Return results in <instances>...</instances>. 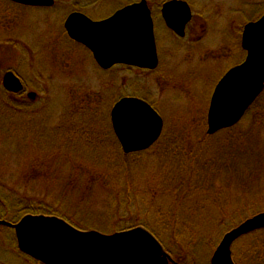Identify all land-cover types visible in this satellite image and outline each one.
I'll return each mask as SVG.
<instances>
[{
	"label": "rangeland",
	"instance_id": "rangeland-1",
	"mask_svg": "<svg viewBox=\"0 0 264 264\" xmlns=\"http://www.w3.org/2000/svg\"><path fill=\"white\" fill-rule=\"evenodd\" d=\"M58 1L55 8L41 11L17 7L6 0H0V220L12 224L19 221L15 219L19 209L14 203L10 205L9 195L17 199L25 198V202L33 198L35 202H27L33 208L46 200L52 205V199L67 197L70 205L62 202L63 211L67 207L66 211L76 214L80 208H88L91 210L89 213L95 216L92 219L85 214L74 218L69 216L81 222L99 221V216L106 214L111 207L113 213L117 212L119 202L117 200L110 206V194L113 190L120 191L123 182H117L114 175H109L102 179L108 185H95L86 192L78 187L86 181V173H79L84 162L77 159L80 156L77 150L81 148H72L69 155L63 149V138L66 135L70 137L68 142H74V146L80 142L81 137L75 134L77 137H73L71 129L67 132L66 128H73L76 124L80 126L82 123V113L76 118L72 106L82 108L84 100L96 104L95 109L98 110L94 116L97 120H92L93 128L83 137L87 141V148H90V151H83L81 155L88 158L85 162L92 159L103 161L105 151L112 150L114 132L109 115L119 98L127 96L149 101L160 113L165 124L162 138L158 142L161 147L171 144L176 153L179 149L196 150L194 153L200 156V143L207 132V110L213 91L228 68L245 60L246 53L239 46L240 30L246 23L264 14V0H186L192 6L194 23L198 26L192 39L202 38L200 41L194 40L199 44L192 47L189 45L192 39H176L162 23L159 7L169 0H148L153 11L158 47L162 52L161 67L154 73L131 71L125 66H116L107 71L100 68L83 47L63 34V23L73 2ZM81 1L83 4L92 3L95 8L102 4L98 13L100 17L110 14L109 8L122 2L108 0L105 2L108 4L106 8L100 0ZM201 24L205 28L201 29ZM7 71L16 73L39 97L33 101L21 98L14 106L2 86L1 79ZM23 104H31L30 111H20L19 106ZM252 123L253 117L250 116L238 129L248 133ZM23 127L25 129L22 131ZM224 134L206 139L208 149L205 152L208 155L215 152L218 142L224 143L228 139ZM98 135H101L100 140ZM257 138L262 142L261 136ZM257 138H249V145L258 141ZM158 154L157 151L148 154L151 155L149 169L145 167L148 172L136 186L139 192L146 193L140 196L143 201L120 207L122 211L119 217L114 216L109 221L106 217L101 218L102 223L111 221L110 226L114 225L113 228L119 232L131 227L132 221L142 226L148 225L147 229L157 232L159 239L174 256L183 257L188 264H209L223 236L230 231H226L224 224L227 221L226 213L222 214L217 209L208 211L209 208L201 211L197 208L178 210L186 227L175 230L180 240L174 241L175 235L169 226L171 223L167 209L173 204L175 194L165 192L154 196L147 193L149 183H154V178H158L153 176L156 172L152 171V168L158 166ZM200 159L202 161L207 158L202 154ZM88 166L100 167L91 162ZM29 169H32L34 184L31 192L26 194L22 182L31 181L30 171L27 174ZM257 174L255 181L261 180L264 184V172ZM69 176L71 179L77 177L78 184L73 185L75 190L66 188ZM208 176L213 175L208 173ZM197 180L207 181V176L203 173L195 174L193 181ZM221 182L216 183L222 184L226 193L231 194L232 186ZM238 188L232 192L234 197L242 191ZM156 189L152 191L158 193ZM86 193H89V199H84ZM196 194L203 201L204 192ZM153 200L155 206L149 209ZM250 202L253 204L249 203V207L236 208L237 215H242L236 220L235 227L264 212V188L259 195L250 197ZM47 206L49 204L45 203L44 207ZM57 211L61 212L59 206ZM187 213H194L195 216ZM0 227V264H30L18 255L12 229ZM233 254L236 264H264V230L256 231L234 243Z\"/></svg>",
	"mask_w": 264,
	"mask_h": 264
},
{
	"label": "water",
	"instance_id": "water-1",
	"mask_svg": "<svg viewBox=\"0 0 264 264\" xmlns=\"http://www.w3.org/2000/svg\"><path fill=\"white\" fill-rule=\"evenodd\" d=\"M31 6H51L54 0H13ZM187 2L172 0L162 10L166 25L185 36L192 18ZM146 0L117 11L109 19L92 21L71 14L65 23L69 37L84 45L97 65L110 70L118 65L154 70L158 54L154 21ZM245 60L218 82L207 114V134L236 127L264 92V14L243 26ZM4 88L14 94L24 89L13 72L5 74ZM114 136L123 153L149 150L163 133L164 120L155 108L138 97H124L110 113ZM15 231L19 250L41 264H167L169 255L146 228L136 227L113 234L81 231L56 216L26 215L18 223L0 220ZM264 230V212L246 219L225 233L211 264H235L233 243L247 234Z\"/></svg>",
	"mask_w": 264,
	"mask_h": 264
},
{
	"label": "trees",
	"instance_id": "trees-1",
	"mask_svg": "<svg viewBox=\"0 0 264 264\" xmlns=\"http://www.w3.org/2000/svg\"><path fill=\"white\" fill-rule=\"evenodd\" d=\"M250 22V21H249ZM120 97L119 99H121ZM117 99V100H119ZM116 100V101H117ZM115 101V102H116ZM96 103V101H94ZM114 102V103H115ZM81 105V104H80ZM95 105L91 103V101L84 100L82 102V108H78V106L74 105L72 106L73 113L75 114L76 118H79V116L82 113V120L79 124H76L73 128L67 127L66 130L68 132V129H71V135L75 134L80 136V142L77 146H74V142H68L70 137L63 138V146L66 150V154L69 155L71 153L72 148H81L78 149V155L77 159H81L82 162L80 166V172L86 173V181H83L84 184H79L78 187L82 188L86 192L88 190H92L95 185L102 184L104 186L108 185L107 182H103V178L109 175H114L117 182H123L122 189L118 192H115L114 190L110 194L111 197V203L110 206H113L115 202H119L118 210L116 213L112 212L111 207L108 212L104 215L99 216V221L92 222V221H85L81 222L79 220L75 221L72 218L75 216H83L88 215L92 218L95 216L91 213V210H87L86 208L81 209L80 211L75 212H69L66 211L68 208L64 209L63 211V203L66 204L69 203L67 197L64 199V197L61 200L52 199V205L48 203V201L40 202V206L37 208L31 207L30 204H27L29 201H36L33 198L29 199L27 202H25L24 199H17L9 195V203L12 205L17 206L19 209V214L15 218L16 220H20L22 217L30 214V215H45V216H57L61 219H64L69 224L77 228V230L81 231H99L104 234H111L112 232H119L114 229L113 226H110L111 221L104 224L101 218L106 217L107 221H109L114 216H120V212L122 209L120 207L125 205H131V203H134L136 201H143V198L140 196L145 195V192H139L136 189V186L139 185L140 181L144 177L145 173L148 172V170L145 171V167L149 169V160L151 159V152L156 153L159 152V156L157 155L156 161L158 159V166H155L152 168V171L156 172L153 176H158V178H154V183H149L147 193L153 194L154 196H159V194L163 193H172L175 194V200L172 205H170L167 213V217L170 219L169 224L171 223V228L173 231L174 241L180 240L179 234H175V230H180L181 228L186 227L184 225L185 221L184 219L180 218L177 211L178 210H187V209H200L201 210H219L222 214L226 213L227 221L224 223L226 224V231L231 230L235 225L237 224L236 220L239 216L237 215L238 211H236V208L238 206L243 207H249L250 197H255L256 194H260L264 188V184H262V181H255L257 177V172L259 174L264 172V92L260 97H258V100L255 102V104L250 108L249 111H247V114L244 119H242V122L231 129L222 130L219 133L213 135L214 137L218 134L225 133L224 135L228 136V139L223 143L222 141L218 142L216 144L215 152L208 155L205 151L208 149L206 146V139L212 138L211 136L204 134L203 140L200 143V154L206 156V160H199L200 156H197V153H194L196 150H177L178 152H174L173 146L171 144H165L164 146H160V144H156L151 149L139 152V153H133V154H124L117 139L115 138L114 134L112 141L113 144L111 145L112 150L111 151H105V157L103 161L100 160H89L91 164L95 166H100L98 168L92 167L90 168L88 166L89 162H85L88 160L86 156L83 155V151H90V148H87L86 144L87 141L83 139L85 137L88 130L92 129V120H97V117H94L97 115V111L95 109ZM85 106V107H84ZM19 110L21 111H30L32 108L31 104H23L19 106ZM253 117V123L251 126L250 131L248 133L241 132L240 128L244 122L248 120L249 117ZM206 123V122H205ZM25 129V127L22 128V131ZM73 135V137H77ZM250 136V137H249ZM261 136L262 142L259 141L257 137ZM99 140L101 139V135H98ZM257 138L255 143H250L252 146L249 145L248 139L249 138ZM248 138V139H247ZM260 143V144H259ZM239 148L241 150H239ZM240 151L239 153L237 151ZM209 151V150H208ZM207 151V152H208ZM189 154V155H188ZM188 158V159H187ZM173 163V164H170ZM176 163V164H175ZM182 163V164H181ZM210 170H206V166ZM175 165V166H174ZM205 166V167H204ZM30 171V182H22V185L26 187L25 191L26 194H29L32 189V184H34V181H32L31 174L32 169H29L27 171V174ZM151 171V169H150ZM78 173V175H79ZM203 173L207 176V181L203 180H197L193 181L195 174ZM213 175L212 177L208 176ZM67 175V174H66ZM192 176V178H191ZM260 177V176H259ZM216 178H219L216 180ZM23 180V179H22ZM67 180H70L67 182L66 188H70L72 190L74 189L73 185H77V177H74L71 179V176ZM254 180V181H253ZM217 181H222L221 183H225L229 186H232L231 194L228 192L226 193V188L220 184L217 185ZM257 182V190H255V184ZM111 185H113L111 183ZM239 187V188H238ZM154 188H157L156 192L152 191ZM242 190L240 194H238L236 197L232 195L233 191ZM151 189V190H150ZM204 192V199L201 201L196 196L198 194L196 193H202ZM140 194V195H139ZM5 195V193H4ZM28 198V195H25ZM86 197L84 199L88 198L90 195L89 193L85 194ZM192 196H195L194 198ZM83 200L84 203L85 200ZM89 199V198H88ZM24 202H22V201ZM135 200V201H134ZM152 201V200H151ZM49 204L46 208L44 205ZM155 202L153 200L152 206H150L149 209H153ZM70 205V203L68 204ZM67 205V206H68ZM58 206L61 210V212H58ZM109 206V207H110ZM84 210V211H82ZM88 211V212H87ZM90 212V213H89ZM188 215H191L194 217V213H187ZM195 214H200L199 212H196ZM202 214V213H201ZM200 214V215H201ZM204 214V213H203ZM72 215V218L69 216ZM199 217V216H198ZM112 220V219H111ZM12 222H15V220H11ZM132 226L129 227L130 229L136 228V227H143V228H149L147 226H142L141 224L137 223L136 221H132ZM183 225V226H182ZM188 225V224H187ZM129 228H124L122 231L129 230ZM148 230V229H147ZM150 231V230H149ZM151 233L153 231H150ZM158 240L159 235L157 232L152 233ZM161 238V237H160ZM162 242V241H161ZM176 244V243H175ZM235 261V260H234ZM236 263V262H235Z\"/></svg>",
	"mask_w": 264,
	"mask_h": 264
},
{
	"label": "flooded vegetation",
	"instance_id": "flooded-vegetation-1",
	"mask_svg": "<svg viewBox=\"0 0 264 264\" xmlns=\"http://www.w3.org/2000/svg\"><path fill=\"white\" fill-rule=\"evenodd\" d=\"M7 2H10L11 4H14V6L15 5H17V7H26V8H29V9H33V10H41V11H45V10H49V9H52V8H55L56 6H58L57 4L59 3V1L58 0H54V3H53V5H51V6H31V5H25V4H21V3H18V2H15V1H13V0H6ZM100 1H102L101 3H103V4H105V2L106 1H108V0H100ZM147 1V3H148V6H149V11H151V13H152V16H153V11H152V8H151V5H150V2L148 1V0H146ZM169 1H172V0H169ZM169 1H167V2H169ZM182 1H185V2H187L188 3V5L190 6V8L189 9H191V13H192V18H191V20H190V22L186 25V28H185V36H183L182 38H181V36H179V35H177L173 30H171L167 25H166V23H165V21L163 20L164 18H163V16H162V10L161 9H163V6H164V4L165 3H167V2H164V3H162L161 5H160V7H159V16L161 15V20H162V23L164 24V26H165V28L167 29V30H169L172 34H173V36L176 38V39H178V40H182L183 41V39H187V38H190V39H192L193 38V35H194V33H196V31H197V27L198 26H196V24L194 23V18H195V15H194V12H193V9H192V6H191V4L188 2V1H186V0H182ZM65 3L67 2V3H70V2H73L72 3V9L69 11V12H67V15H66V17H65V20H64V23H63V34L65 35V36H67V38L70 40V41H72V42H74V43H77L78 44V42H76L75 40H73V39H71L70 37H69V35H68V33H67V30H66V27H65V23H66V20H67V18L71 15V14H74V13H77V14H82V15H84V16H86V17H88L90 20H92V21H95V22H97V21H103V20H106V19H109L111 16H113L117 11L119 12V10H121V9H123V8H125V7H127V6H130V5H132V4H135V3H139V2H141V0H122V2L121 3H117L116 5H115V7H113V8H109V10L111 11V13L110 14H108L107 16H98V13L100 12L99 11V7L100 6H102V4L100 5V6H98L97 8H95L94 6L95 5H93L92 3L91 4H83L82 3V1L81 0H72V1H70V0H65L64 1ZM107 3V2H106ZM83 4V5H82ZM107 5L108 4H105L104 6L106 7V8H108L107 7ZM103 6V7H104ZM89 12V13H88ZM91 12V13H90ZM153 19H154V17H153ZM154 25H155V21H154ZM200 28L201 29H203V28H205V26L204 25H200ZM242 28V27H241ZM205 30H203V32H204ZM242 33H243V28L240 30V33H239V35H240V43H239V46H240V48L242 49ZM155 38H156V35H155ZM202 38H201V36L199 37V38H197V39H192V41L191 42H189V45L190 46H194V45H196V44H199L198 42H196V41H200ZM194 40H196L195 42H194ZM236 41H237V39H236ZM237 44H238V42H237ZM78 45H80L81 47H83L88 53H89V55H91L92 53L84 46V45H81V43H79ZM156 47H157V54H158V67L156 68V69H154V70H149V69H142V68H137V67H132V65L131 66H128V65H120V66H125V67H127L128 69H131V71L132 70H137V71H139V72H150V73H154L156 70H158L160 67H161V65H162V61L163 60H161V56H162V52H161V50L159 49V47H158V43H157V39H156ZM220 54H223V52L222 53H220ZM92 57H93V55H91ZM94 59V58H93ZM242 63V62H241ZM241 63H239V64H241ZM235 66H237V65H235ZM235 66H234V68H235ZM233 68V66L231 67V68H228V70L221 76V79H222V77L230 70V69H232ZM111 70V69H110ZM110 70H108V71H110ZM7 72H12V71H7ZM6 72V73H7ZM5 73V74H6ZM5 74H4V76H5ZM15 75L16 76H18L16 73H15ZM4 76H3V78H4ZM19 77V76H18ZM19 79H20V77H19ZM220 79V80H221ZM2 80V79H1ZM21 81H22V79H20ZM22 83H23V86H24V90L21 92V93H18V94H13V93H10V92H8V91H6L5 89V91H6V93H7V95H8V97H10V100H12L13 102H12V104H14V106L15 105H17L18 104V101L21 99V98H23V99H27V100H29V101H33V100H36V98H38L39 97V95H38V93H36V92H32L31 91V89H29L30 87L29 86H27L25 83H24V81H22ZM2 86H3V80H2ZM4 88V87H3ZM214 92V91H213ZM27 97V98H26ZM147 101V100H146ZM148 103H150L149 101H147ZM151 104V103H150ZM152 105V104H151ZM153 106V105H152ZM154 107V106H153ZM155 108V107H154ZM156 109V108H155ZM157 110V109H156ZM17 113V112H16ZM25 112H23L22 114H24ZM30 114H32V113H30ZM160 114V113H159ZM163 135V134H162ZM162 135H161V137H160V139L162 138ZM3 227V226H2ZM1 228V227H0ZM10 229V228H9ZM11 230V229H10ZM11 232L13 233V235H12V237H13V242H16V244H17V239H16V235H15V231L12 229L11 230ZM254 233V232H253ZM250 235H252V233H250V234H247L246 236H243L242 238H246L247 236H250ZM242 238H240V239H242ZM240 239H238V240H240ZM237 240V241H238ZM237 241L236 242H234V243H237ZM161 242V241H160ZM234 243H233V245H234ZM14 246H15V244H13ZM161 245H162V247L164 248V250H165V252L169 255V258H168V261H167V264H188L186 261H185V259L183 258V257H180V256H174L173 254H172V252L161 242ZM16 247V249H17V251H18V255H21L23 258H25L26 260H28L29 261V263L30 264H41V262H38V261H36V260H34V259H32L31 257H29V256H27V255H25V254H23L20 250H19V248H18V244L15 246ZM232 253H233V246H232ZM213 256V255H212ZM233 258H234V254H233ZM211 260H212V257H211V259H210V262H209V264H211ZM194 264V263H193ZM196 264V263H195Z\"/></svg>",
	"mask_w": 264,
	"mask_h": 264
}]
</instances>
